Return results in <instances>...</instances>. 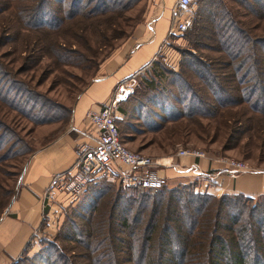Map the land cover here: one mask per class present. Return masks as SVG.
I'll list each match as a JSON object with an SVG mask.
<instances>
[{"label":"trees","instance_id":"trees-1","mask_svg":"<svg viewBox=\"0 0 264 264\" xmlns=\"http://www.w3.org/2000/svg\"><path fill=\"white\" fill-rule=\"evenodd\" d=\"M88 1L0 0V13L4 17V22L0 23V41L12 43L16 54L22 53L24 62L32 53L43 56L48 50L57 62L63 61V51L73 54L72 57L80 54L76 42L65 33L66 26L78 23L77 29L84 34L80 37L72 32L70 37H79L80 45L92 52L95 44L105 46L108 40H115L123 33L124 18L120 8L115 7L114 11L100 3L87 7ZM149 1L148 8L152 0ZM195 3L197 9L192 23L182 34L192 49H204L210 53L195 54L188 50L184 53L187 59L182 61V67L172 72L179 84L178 96L172 98L177 103L186 100V111L168 121L173 123L177 118L185 117L192 120V124H174L165 128L162 139L169 142L183 139L190 132L198 134V119L218 115L222 130L228 128L224 132L228 136L237 133L241 127L243 131L249 129L250 122L257 126L259 118H264V0H254L256 7L241 4L248 11L246 13L253 16L251 25L240 19L241 15H236V10L222 0H195ZM215 4L216 8L220 6L216 16L211 10ZM112 33H115L113 38L109 36ZM68 43L72 46L65 49ZM109 55L98 62L96 69ZM2 61L0 214L14 189L8 180L14 175L9 169L15 156L12 147L21 141L15 129L16 118L32 120L31 110L24 101L26 97L34 100L35 94L29 78L20 77L24 70H18L17 66L12 68L8 60ZM153 64H156L154 59L144 68ZM157 83L153 81L154 85ZM17 94H20L19 100ZM128 98L136 102L134 96L128 95ZM236 106H241L239 111L220 112ZM70 108L66 110L68 114ZM116 110L126 119L133 117L138 121L139 111L135 105L126 110L117 103ZM4 112L13 115L6 120ZM121 119L119 124L126 120ZM158 125L155 131L164 128ZM192 126H195L194 132ZM58 129L60 127L55 131ZM118 137L121 140L119 132ZM164 184L128 188L102 179L89 182L77 200L64 208L57 228L34 235L23 251L42 235L50 240L57 237L64 241L63 247L68 251L66 254L56 249L61 262L54 260L47 264H264V209L259 210V204H247L252 196L221 193L215 197L198 191L194 182L176 186ZM122 188L128 190L121 191ZM108 189L111 191L109 199L100 212L97 207ZM83 198L89 201L81 202ZM229 199L239 203H231ZM74 206H78L77 211L72 208ZM70 207L69 217L67 209Z\"/></svg>","mask_w":264,"mask_h":264},{"label":"rangeland","instance_id":"rangeland-1","mask_svg":"<svg viewBox=\"0 0 264 264\" xmlns=\"http://www.w3.org/2000/svg\"><path fill=\"white\" fill-rule=\"evenodd\" d=\"M222 1L225 5L234 8L236 10V15H241L240 19L245 20L247 23H250V25L254 22L253 16L246 13L248 11H246L241 5H246V3H248L249 5L252 4L256 7L254 0ZM149 2V0H89L87 7H94V3H100L101 5L110 6L114 11H116L115 7L120 8V11L123 10L120 13L122 19L124 18L123 33L115 40H108V43L105 46L102 44H95L94 49L91 52L86 51L80 45V41L78 40L79 37H70V33L72 32H75L76 35H79L80 37L84 34L77 29L78 23L69 24L66 26L65 33L68 34L70 40L76 42L75 44L77 45L80 54L72 57L73 54L63 51V61L57 58V60H59L57 62L56 57H54L48 50V54L43 56H40L41 54L37 55L32 53L27 61L24 62L21 58L22 53L16 54L12 48V43H9L8 41H0L3 43V45H0V56H4V59L0 58V60H8L11 62L10 66L14 69L16 66L18 70L23 69L24 74L21 73L20 77L25 80L29 78L32 91L35 93L34 100L26 97L24 101V105L31 110L30 114L32 120L27 118L23 119L22 117L16 118L17 126L15 129L18 131L19 134L17 135L21 137V141L16 142L14 147H12L13 155L15 156L12 160V166H9V169L13 170L14 173V175H11V178L8 180L10 186L13 184L14 188L17 176L27 156L39 145L52 139L57 134V131L59 132L63 130L69 119V111H66L67 108L71 107L77 95L88 84V82L96 76L98 72V69H96L98 62L103 57L110 54L120 44L126 42L127 38L132 34L138 23L143 20ZM219 7L216 8V4L211 6L214 16L217 15ZM192 9L193 16L197 9L195 1ZM2 14L3 13H0V23L4 22ZM182 33L171 36L170 39L167 40V53L156 54L154 58L156 64L141 69L129 80L124 81L125 84L131 87V91L126 97H128V95L129 97L134 96L136 102L131 98L126 99L125 97L118 103H120V106L126 110H129L130 106L135 105L139 111V118L138 121H134L133 117H128L126 119L121 115V120L126 119L125 122L128 123L121 122V124H119L116 120L120 136L123 132H130V135L134 137L133 146L130 147L126 145L122 136L120 137L121 141L128 149L151 156L153 159L172 155L179 147L196 148L205 152L208 158L228 157L240 160L247 165V170L257 167V165L264 166V118H259L257 126H254L253 123L250 122L248 123L249 129L243 131V127H241L237 133L235 132L232 135L227 136L224 132H227L228 128L222 130L221 119L217 115L214 118L198 119L201 129L197 130L198 134L193 135V133L190 132L186 134L183 139H177L171 142H169L168 139H162V137H164V129L170 125H178L182 123L192 124V120L186 119L185 117H179L176 119L177 121L173 123L168 121L171 117L174 118L177 114H181L182 112V114H184L186 111V100L177 103L172 98L173 95L178 96L177 87L179 86L172 72H177L178 69L182 67V61L187 59L184 53L188 50L195 54L210 53V51L204 49H192L190 43L185 37H183ZM109 36L113 38L115 33H112ZM71 46L72 43L65 44V49H68ZM66 60H70V63ZM158 73L160 76H157ZM151 76L153 77L151 78ZM153 81L158 83L154 85ZM2 85L3 81L0 79V86ZM140 88L142 89L141 92H139ZM17 99H20V94H17ZM154 102H157L155 103L156 105L153 104ZM136 103L138 104L136 105ZM57 105L62 106V108ZM157 106H160L161 108H158ZM240 108L241 106L226 107L221 109L220 112H234L239 111ZM1 114L2 112L0 111V117ZM3 115L7 120V117L13 114L11 112H4ZM38 119L42 120L36 121ZM143 121L145 123L144 125ZM147 123L149 126H147ZM158 124L163 125L164 128L155 131L156 126H159ZM59 127L60 129L55 131V129ZM191 128L194 132L195 126H192ZM52 135L53 137H50ZM212 158L210 160H212ZM158 168L160 169V167ZM108 183L113 184L111 182ZM163 183H165L164 185L166 186H176L187 184L189 181L183 176L178 178L164 177L159 185ZM127 190L128 189L126 188L121 189V191L125 192ZM110 192L111 191L108 189L101 196L100 204L97 207L100 212L102 209H105V203L106 200L109 199L108 195ZM214 196L217 197L218 195ZM83 201L86 202L89 201V199L83 198L81 199V202ZM228 201L231 203L233 201L234 203H239L234 199H229ZM247 204L250 206L259 204V210L264 209V194L247 200ZM77 207L78 206H74L72 208L77 211ZM67 212L70 217L71 207L70 209H67ZM72 218L74 219V217ZM67 231L68 230L66 229V232ZM63 245H65V242L57 239V237L50 240L47 239L46 236L40 235L32 246L26 248L10 264H47L53 263L54 260L61 262L60 259L58 260L57 251L55 250L61 249V252L68 254V251Z\"/></svg>","mask_w":264,"mask_h":264},{"label":"crops","instance_id":"crops-1","mask_svg":"<svg viewBox=\"0 0 264 264\" xmlns=\"http://www.w3.org/2000/svg\"><path fill=\"white\" fill-rule=\"evenodd\" d=\"M174 1H151L143 20L131 36L102 61L96 76L77 95L63 130L27 156L17 176L12 197L0 215V264H10L34 235L50 232L59 225L64 208L72 203L63 192L44 198L42 192L46 184L54 174L72 168L81 147L95 145L97 133L85 120V111L98 109L111 97L118 82L129 80L146 67L156 54L167 53L166 44L170 37L166 33ZM194 1L191 0L192 7ZM121 115L116 110L117 123ZM121 136L126 145L133 146L134 137L130 132H123ZM167 157H170L168 161L171 166L165 165ZM211 158L207 155L198 158L197 167L201 173L197 175L177 169L188 167L196 161L190 157L166 155L156 159L161 175L166 178L183 176L187 181L194 182L198 191L212 195L227 193L252 197L264 194V166L257 165L232 174L221 164L212 162Z\"/></svg>","mask_w":264,"mask_h":264},{"label":"built area","instance_id":"built-area-1","mask_svg":"<svg viewBox=\"0 0 264 264\" xmlns=\"http://www.w3.org/2000/svg\"><path fill=\"white\" fill-rule=\"evenodd\" d=\"M170 13L167 37L174 36L187 30L192 23L191 0H175ZM122 80L115 86L111 97L98 109H88L84 118L97 133L95 145L81 147L72 168L54 174L46 184L42 196L50 198L63 192L70 203L79 197L84 186L89 182L102 179L111 183H119L128 188L156 187L164 177L158 171V160L140 152L128 149L118 137L115 122L116 105L131 91V87ZM172 155L187 156L194 161L188 167H180L178 171L200 174L197 167L198 158H205L206 154L196 148H177ZM170 157H167V161ZM212 162L219 163L229 173L236 174L247 170V165L228 157L212 158ZM168 161L165 165L171 166ZM176 168V167H175Z\"/></svg>","mask_w":264,"mask_h":264}]
</instances>
